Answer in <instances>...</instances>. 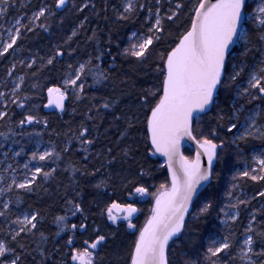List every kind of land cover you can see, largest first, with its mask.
I'll return each instance as SVG.
<instances>
[{
    "label": "snow or ice",
    "instance_id": "snow-or-ice-1",
    "mask_svg": "<svg viewBox=\"0 0 264 264\" xmlns=\"http://www.w3.org/2000/svg\"><path fill=\"white\" fill-rule=\"evenodd\" d=\"M11 7L12 0H0V17L6 16ZM111 7L117 22L127 21L141 10L147 12V34L132 32L129 46L119 55L125 59L134 58L141 64L153 57L156 82L137 95V112L131 114L118 110L121 103L118 98L104 97L103 103L97 107L94 103L96 97H92L93 103L87 109L85 121L95 122L100 119L103 123L104 117H98L94 113H100L101 108L110 110L111 120L105 133L115 128L118 135L114 142L105 135L104 139L109 142L97 149L95 146L99 142V125L93 123L90 127L86 122H81L76 131L69 129L64 133L67 139L59 151L51 141L48 147L40 151L43 141L35 140L37 150L30 153V161H51L55 165L63 161L65 154L73 151V140L79 144L78 151L83 153L82 167L69 162L72 176L69 185L65 186L64 205L66 213L72 216L80 214V222L69 224L67 214L54 215L53 223L57 230L54 234H46L40 227L45 221V215L40 209L20 212L10 221L6 235L0 238V264H103V258H98V253L107 244L109 236H115V233H106L95 220L89 223L91 210L85 208L81 199L82 190L76 180L78 172L95 180L92 187L98 196H106L110 187L114 189L117 178L126 190L130 202L122 203L112 199L110 203H105L99 215L106 217L114 225L118 221H126L128 229L137 230L128 264H264V208L251 211L243 229V238L239 241L235 239L234 233L225 235L215 232L206 237L209 241L207 246L201 242L197 247L196 240L184 239L198 235L192 222L206 219L214 208L210 194L198 190L205 186L212 187L211 181L218 177L215 164H227L223 159L226 149L235 146L237 155L243 159L241 143L250 138L264 140V0H195L190 9L188 25L158 50L157 45L164 41L166 33L170 35L167 25L175 23L185 7L180 0H177L174 8L170 6L167 11H164L162 0H155L154 4L121 0L120 7L115 4ZM89 8L94 15H100L94 0H80L79 3L77 0H52L50 4L45 2L38 6L30 16L15 17L6 29L0 23V57L6 54L14 57L7 75L13 76L16 68L15 55L22 50L18 41L22 39L24 32H35L38 28L48 32L52 27L48 22L50 19L59 18L63 24L64 14L73 12L79 16ZM100 11L105 14L108 12L107 2ZM25 18L27 23L23 22ZM104 19L107 20L108 16L105 15ZM88 22L89 16H83L64 44L70 47L73 38L79 34V30H84ZM4 32L7 40L3 39ZM88 39H97L95 30ZM65 54L64 46H53L45 56L37 53L27 58V63L25 59H20L19 64L29 69L39 64L37 71L51 70ZM104 55L100 51L95 56L89 55L86 61H78L76 66L69 64L71 71L64 74L62 84H52L47 88L48 102L45 107L55 105L64 112L69 89L76 100L83 99L88 75L92 76L94 84H105L110 72L99 63ZM115 59L113 57V61ZM245 76L246 82L243 79ZM24 83L25 77L21 75L13 80L10 96L0 91V103L3 105L0 121L9 118V100L19 108L25 107V101L30 97L25 95L21 99L19 95ZM222 93L233 94L229 107L221 106ZM257 101L259 103L254 107H248ZM31 107L29 106L28 114L16 122L19 127L34 123H42L47 127V118L41 120L38 115L32 114ZM213 110L215 113L208 120L209 126L205 128L202 121ZM137 123L143 124L146 152L151 156L159 153L166 158L170 182L160 183L155 191L150 190L152 186L144 179L152 173L143 165H139L134 173L131 164L126 169L123 167L128 161L137 163L139 149L127 143L133 139L131 131ZM93 128L96 129L95 135L92 134ZM10 135L23 133H17L13 128L0 132V137L5 141ZM28 135L32 137L33 133ZM40 136V133H35V137ZM185 137L196 143L194 158L185 156L180 151ZM21 152L13 155L18 157ZM5 156L7 157V152ZM253 161L258 167L251 170L245 167L244 170L237 171L232 180L250 178L252 181H264V152L254 156ZM115 164H120V170L113 168ZM22 167L24 173L19 178L17 169L11 164L3 169L5 172L10 170L11 176L10 183L6 187H0V195L12 193L14 188L26 193L34 192L37 187H42L38 184L39 180L48 182L55 178L58 171V167L48 166L47 163L31 165L30 162H25ZM62 170L69 171V167ZM122 172H127L128 175L125 176ZM257 172L260 174H256ZM129 176L132 178L129 179ZM5 179L0 175V181ZM237 187L236 183H232L226 196L231 199L233 190ZM69 189L74 195H69ZM137 196L152 197L150 215L138 229L133 223L136 214L142 211L137 206L138 201L134 199ZM256 197L264 199V190L248 199L237 197L235 203L220 207L219 212L224 213L225 217L221 224L237 222L241 215L240 206L249 205ZM201 199L205 202L198 206ZM22 202V196L17 195V207ZM11 203L8 200L0 205V217H9ZM89 227L92 234L78 246L77 233H87ZM61 233L70 234L65 239L61 237ZM50 236L52 251L47 247ZM55 237H61L63 244ZM203 239L205 238H201V241ZM177 241L189 244V249L184 253L186 258L181 262L172 259Z\"/></svg>",
    "mask_w": 264,
    "mask_h": 264
},
{
    "label": "trees",
    "instance_id": "trees-1",
    "mask_svg": "<svg viewBox=\"0 0 264 264\" xmlns=\"http://www.w3.org/2000/svg\"><path fill=\"white\" fill-rule=\"evenodd\" d=\"M52 3V0H12V7L9 9L8 14L4 17H0V23H5V27L8 26L9 22H13L15 17L30 16L32 11L36 10L38 6L43 3ZM80 0H77L79 3ZM97 5V11L100 15H94L92 10L89 8L84 13L77 16L73 12L64 14V23H60L59 18L50 19L48 22L52 25L50 31L45 32L42 29H36L35 32H24L23 37L18 44L22 46V50L18 51L15 55L16 68L13 72V76L7 75L8 69L11 67L14 57L11 54H6L4 57H0V88L8 92L11 90V82L14 77L23 75L25 77V83L19 93L21 99L25 95L30 97L29 100L25 101V107L19 108L16 104H12L9 100L7 110L9 112V118L0 121V132H7L9 128H13L17 133H23V135L11 136L5 141L3 137H0V175L5 177L6 165L11 164L13 167L18 166L21 168L25 162H30L31 165L45 164L48 166L58 167V171L55 174V178L44 182L39 180L38 184L42 187H37L36 191L26 193L22 190L14 188L12 193L5 192L4 196L0 195V205L3 202L11 200L9 217H0V238L6 235L11 220H14L20 212L34 209H40L45 215V221L40 226L46 234H54L56 232V225L53 223L54 215H68V223H79L80 214L72 216L70 213L65 212L64 205V191L65 186L69 185L72 172L70 169L69 162L74 163L77 167H82L81 157L83 153L78 151L79 144L73 140V151L69 154L64 155L63 161L59 165L48 162H37L30 161V153L35 151L36 139H42V145L44 147L49 146L51 141L57 146V150H61L67 137L64 133L68 132L69 129L76 131L81 122H86L90 127L93 123L99 125V142L95 146L97 149L103 144H107L109 141L105 140L104 137L107 135L111 141L116 140L118 135L115 128L109 129L105 133V129L108 128L109 121L111 120L110 110H104L101 108L100 113H94L95 115L103 116V123L100 119L93 121H85V114L87 113L88 107L92 106V97H96L94 101L98 107L103 103L104 97L118 98L121 103L119 104L118 110H123L129 114L137 112L136 97L137 95L146 88H150L156 82V73L153 66V57L144 63H138L134 58L125 59L119 55L122 50L129 46L131 33L138 31L140 33L147 34L148 24L145 21L147 12L141 10L137 15L131 16L127 21H115V14L112 12V5L115 4L120 7L121 0H94ZM108 4V12L105 14L100 11L104 4ZM140 3L154 4L155 0H139ZM164 4V11L171 6L174 8L177 0H162ZM185 7L180 14L178 20L175 23L168 24L164 41L157 45V50L160 47L166 46L171 39H174L179 32L183 31L189 23L190 9L192 8L195 0H180ZM254 6V4H253ZM122 10V9H121ZM89 16V22L85 25L84 30H79V34L71 41V46L64 44V41L69 35L71 30L76 27L80 19L83 16ZM107 15L108 19L105 20L104 16ZM24 23H27L25 18ZM93 30L97 33V39L90 41L89 36L92 35ZM53 46H64L66 54L59 59L55 67L51 70L43 69L37 71V67L29 69L19 64L20 59H25L32 55L39 53L40 56H45L48 49ZM75 49V51H72ZM100 51H103L105 55L99 62L101 67L110 72L108 81L103 84H94L91 75H88L85 80L84 98L76 100L72 95V90L69 89V99L65 102L64 112H53L47 113L45 111V105L47 104V88L52 84L61 85L64 74L71 71L68 68L69 64L73 66L77 65L78 61H86L89 55L95 56ZM11 53V50H10ZM113 57H116L113 61ZM251 63V57L248 58ZM33 73H36L33 75ZM246 82V76L243 78ZM79 83V82H78ZM37 85V87H33ZM10 96V94H9ZM233 100V94L222 93L220 96L221 106L229 107ZM257 102L248 105V107H254ZM29 106L31 107V113L38 115L43 120L47 118L48 125L45 127L42 123L25 125L20 128L18 122L23 118L24 115L28 114ZM75 109V111H73ZM0 110H3V105L0 103ZM215 113V110L209 112L204 117L202 124L206 128L208 127V120ZM143 119V116H140ZM123 127V124L121 125ZM143 124L137 123L131 131V137L127 141L133 145V148H138L139 152L136 155L137 163L128 161L124 163L123 167L126 169L129 164L132 166L133 173L139 165L149 170L152 175L145 177L147 184L151 185V191H155L156 187L160 183L165 181L170 182V176L164 162L158 156H151L145 150V142L143 140ZM28 133H33L30 137ZM35 133H40V137H35ZM92 134H96V129L93 128ZM13 141H17L13 143ZM240 147L243 149V159H241L237 153L235 146H231L226 149V154L223 159L227 161V164L223 162H217L215 172L218 173V177L211 181L212 187H208L202 193L210 194V198L214 201V208L207 218H201L192 222L193 228L196 230L198 235H192L190 238L185 237V240H196L197 247L203 242L205 246L209 243L206 237L213 235V232L217 234H235L237 241L241 240L244 226L247 224V220L253 209L264 208V199L256 197L251 200V203L247 206L241 205V215L237 222L232 223L229 221L227 224H221V220L225 219L224 213L219 212V208L229 203H235L236 198L248 199L258 191L264 190V181H252L250 178H238L236 181L232 180L233 175L237 171L244 170L245 167L251 168L258 167L253 162V155L256 152H263L264 140L250 138L247 142L241 143ZM23 148V152H21ZM7 152V157L5 153ZM21 152V155L15 157L13 153ZM184 155L190 158H194L195 154L188 147L184 150ZM95 162V161H93ZM246 162V163H245ZM64 167H69V171H63ZM113 168L120 170V164L113 165ZM47 170V167L46 169ZM91 170V165H89ZM123 175L127 176V172H122ZM256 174H260L257 172ZM22 176V175H20ZM19 176V177H20ZM132 177L129 176V179ZM76 180L79 181V189L82 190L81 199L84 202L86 209L90 208V221L95 220L106 233H115V236H109V240L106 245L98 253V258H103V264H128L129 253L135 240V236L138 234L137 230L130 231L127 228V222H117L112 224L107 221L106 217L99 215L100 210L104 207L105 203H110L112 199H116L119 202H130L127 198L126 190L121 186L120 179L117 178L115 188H109L107 195H97V192L93 189L92 184L95 180L89 176H82L79 172L76 173ZM0 181V187H2ZM232 183H236L238 187L233 190V197L230 199L226 196V192L229 190ZM113 191L115 194H113ZM17 195L22 196L23 202L17 207L16 198ZM69 195H74L69 189ZM138 203L137 206L142 211L137 214L133 223L137 225V229L142 227L146 217L150 215V209L152 207V197H141L135 198ZM94 201V202H93ZM205 201L200 200L198 206H202ZM195 210V209H194ZM228 211V209H225ZM70 233H61V237L66 239ZM92 234V229L89 227L87 233H77V242L79 244L87 239ZM61 237H55L57 241L63 244ZM201 238L203 241H201ZM49 251L53 250L52 237L50 236L49 243L47 245ZM189 249L188 243H182L177 241V245L174 246L175 256L172 257L174 261L181 262L185 259L184 253ZM37 259L39 257L37 256ZM238 264V262H237Z\"/></svg>",
    "mask_w": 264,
    "mask_h": 264
},
{
    "label": "water",
    "instance_id": "water-1",
    "mask_svg": "<svg viewBox=\"0 0 264 264\" xmlns=\"http://www.w3.org/2000/svg\"><path fill=\"white\" fill-rule=\"evenodd\" d=\"M61 59V58H60ZM48 102V101H47ZM66 102V101H65ZM47 105V104H46ZM66 107V106H65ZM45 111L47 113H53V112H56V111H60V109L56 108L55 105H52V106H49V107H45ZM189 148L190 150L193 151L194 154H196V151H197V146H196V143L195 141L185 137L184 140L181 142V145H180V151L184 154V150L186 148ZM155 156H158L159 158L162 159V161L164 162L165 164V161H166V158L164 156H162L161 154L157 153ZM215 167H216V164H215ZM208 187L205 186V187H202L201 189H199L198 191H200L201 193L206 190ZM139 214V213H137ZM136 214V215H137ZM171 243V242H170Z\"/></svg>",
    "mask_w": 264,
    "mask_h": 264
},
{
    "label": "rangeland",
    "instance_id": "rangeland-1",
    "mask_svg": "<svg viewBox=\"0 0 264 264\" xmlns=\"http://www.w3.org/2000/svg\"><path fill=\"white\" fill-rule=\"evenodd\" d=\"M11 23H12V22H9L8 26H9ZM3 24H4V27H5V23H3ZM8 26H7V27H8ZM7 27H5V29H6ZM3 39H4V40H7V34H6V32H4V34H3ZM15 78H16V77H14L13 80H14ZM13 80H12V82H11V87H13ZM0 91L10 94V91L6 92V91L3 90V88H0ZM44 148H45V147L41 144L39 150H40V151H43ZM35 150H37L36 147H35ZM262 151L264 152V150H262ZM260 153H261V152H256V153L253 155V157L256 156V155H258V154H260ZM253 162H254V161H253ZM7 167H8V165H6L5 169H6ZM12 167H13V166H12ZM13 168H16V169H17V176H18V178H19L20 175H23L24 170H23V167H22V166H21V168L18 167V166H15V167H13ZM5 174H6V175H5V178H6V179L1 183L2 187H6L7 183H10L11 171L9 170V171L5 172ZM4 194H5V193H4ZM4 194H3V196H4ZM135 198H141V197L137 196V197H135ZM135 198H134V199H135ZM109 222L112 223L111 221H109ZM118 222H121V221H118ZM123 222H126V221H123ZM129 230H130V231H134V229H129Z\"/></svg>",
    "mask_w": 264,
    "mask_h": 264
},
{
    "label": "bare ground",
    "instance_id": "bare-ground-1",
    "mask_svg": "<svg viewBox=\"0 0 264 264\" xmlns=\"http://www.w3.org/2000/svg\"><path fill=\"white\" fill-rule=\"evenodd\" d=\"M45 108V107H44Z\"/></svg>",
    "mask_w": 264,
    "mask_h": 264
}]
</instances>
